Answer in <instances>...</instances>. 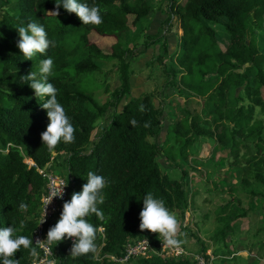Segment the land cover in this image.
<instances>
[{
	"label": "trees",
	"instance_id": "trees-1",
	"mask_svg": "<svg viewBox=\"0 0 264 264\" xmlns=\"http://www.w3.org/2000/svg\"><path fill=\"white\" fill-rule=\"evenodd\" d=\"M79 2L99 6L103 23L84 25L63 7L58 17L52 16L49 12L55 10V0H0V227L14 224L17 235L34 237L46 192L40 170L53 173L55 166L60 169L64 164L67 175H59L69 181L73 192L82 190L88 171L104 176L108 184L102 190L104 203L98 206L105 220L94 214L88 217L102 229L95 241L97 252L74 258L72 239L65 238L51 244L58 264H115L111 257H124L129 244L144 239L159 251L162 237L139 228L142 199L151 192L163 199L172 213L189 208L187 170L182 169L180 181L173 180L163 174L159 160L188 166L192 147L201 139L217 142L227 151L230 170L241 173L239 186L263 206L264 119L258 118V110L264 117V53L258 35L264 32V0H171L168 23L173 26L176 18L182 35L175 69L170 72L177 71L168 73L173 77L169 85L184 99L202 100L206 115L183 109V117L170 124L163 143L164 105L157 106L153 95L128 101L118 110L119 103L131 93V64L138 56L120 38L150 17L153 9L149 0ZM32 21L44 25L55 46L46 55L26 60L17 47L16 27ZM222 21L229 38L225 50L207 25ZM103 42H112L109 50L101 47ZM164 49L166 55L168 47ZM48 56L54 60L49 82L59 90L57 99L76 129L73 143L61 141L52 152L41 140L49 123L47 110L41 107L46 98H37L29 84L21 80L38 71L39 61ZM102 62L116 64L120 74L121 88L115 92L114 104H99L94 91L100 86L88 87L101 72L97 64ZM111 107L115 111L110 123L101 126L102 132L92 142L98 120H104ZM132 119L137 121L136 126L131 125ZM146 122L150 126L145 127ZM257 185L260 192L251 189ZM21 202L29 205L26 211L19 209ZM251 211L243 208L239 198L217 208V237L227 242L233 224L246 219ZM60 214L47 225L46 238ZM20 221H24L23 228ZM200 253L205 256V251ZM38 255L32 257L21 247L14 258L20 264H33ZM195 257L166 258L147 253L128 264H199Z\"/></svg>",
	"mask_w": 264,
	"mask_h": 264
},
{
	"label": "rangeland",
	"instance_id": "rangeland-1",
	"mask_svg": "<svg viewBox=\"0 0 264 264\" xmlns=\"http://www.w3.org/2000/svg\"><path fill=\"white\" fill-rule=\"evenodd\" d=\"M170 2L171 0H149L148 3L153 9L150 17L135 30L120 38V42L126 48L135 50L138 56L131 64L133 72L131 93L119 103L118 110H122L128 101L142 98L147 94L153 95L157 106L164 105L161 143L167 137L170 124L173 121L178 122L183 117V109L193 115H206L202 100L184 99L175 88L169 85V80L173 77H169L168 73L177 71L170 72L175 69L173 66L176 64L178 44L182 35L176 18L173 19V26H169ZM207 25L216 32L218 42L225 50L229 38L224 30V21L217 25L211 23ZM258 42L261 52L264 53V32L258 35ZM111 45L112 42H103L101 47L109 50ZM166 46L168 52L164 55ZM97 65L101 72L93 77L88 87L100 86L94 91V97L99 104H114L117 100L115 92L121 88L120 74L115 68L116 64L102 62ZM114 111L115 108L111 107L105 119L98 120V128L92 136V142L96 141L102 132L101 126L105 127L110 123ZM258 118L264 119L260 110H258ZM190 153L188 166H183L180 162H168L163 158L159 160L163 174L173 180L180 181L183 168L188 173L190 206L183 213H173L178 220L177 238L185 241L180 248L184 249L189 257L195 255L199 264H264V205H260L239 186L241 173L238 170H230L229 154L217 142L207 139L197 140ZM55 168L59 174L62 172L63 176L67 175L66 165L61 164L60 169L57 166ZM53 173L59 175L55 171ZM251 189L261 191L260 185ZM232 198H239L243 208H252L253 211L246 219L233 224L234 231L229 234L225 242L216 235L220 225L217 223L215 210L226 205ZM201 251H205V258L201 255ZM230 252L236 255L230 256ZM141 256L132 257L125 264Z\"/></svg>",
	"mask_w": 264,
	"mask_h": 264
},
{
	"label": "clouds",
	"instance_id": "clouds-1",
	"mask_svg": "<svg viewBox=\"0 0 264 264\" xmlns=\"http://www.w3.org/2000/svg\"><path fill=\"white\" fill-rule=\"evenodd\" d=\"M63 7L68 13H75L82 21V24L100 25L103 23L101 9L93 4L79 0H55V10L49 14L55 17L60 15V8ZM19 35L17 47L26 60H33L37 54L46 55L50 47H54V41L48 39L47 31L44 25L35 21L27 23L26 26L16 27ZM2 35V34H0ZM54 69V60L51 56L41 59L38 64V71H31L27 76L21 77L22 81L29 84L34 90L37 98L45 97L46 100L41 107L47 110L48 125L41 133L43 145L52 152L57 145L64 143H73L75 141V127L71 123L70 117L66 114L65 108L58 101V89L49 82V77ZM143 110V108H141ZM132 126L137 125V121H130ZM150 126L147 122L145 127ZM86 183L82 185L80 192H74L71 199L63 203L62 211L57 223L50 227L47 232L46 240H39L33 243V237L17 235V228L12 224L10 227H0V260L2 264H20L18 259L14 258L17 251L23 247L29 251L32 257H36L37 247L43 243L56 244L65 238H75L71 247V256L79 257L89 253L97 252L95 243L97 234L102 229L95 226L88 217L95 215L99 220H105L103 211L98 207L104 203L103 189L108 184L104 176L98 175L93 171H88ZM63 187L59 195L53 197H63ZM51 197L45 207L51 203ZM143 208L139 213V228L141 231L149 230L152 233H158L162 237L163 247L179 248L184 240L177 238L178 220L176 216L166 207L163 199L157 198L153 193L148 192L143 197ZM29 205L21 202L19 209L26 211ZM44 215V218H45ZM43 221L40 223L42 224ZM24 221H20V227L23 228ZM183 235V234H181Z\"/></svg>",
	"mask_w": 264,
	"mask_h": 264
},
{
	"label": "built area",
	"instance_id": "built-area-1",
	"mask_svg": "<svg viewBox=\"0 0 264 264\" xmlns=\"http://www.w3.org/2000/svg\"><path fill=\"white\" fill-rule=\"evenodd\" d=\"M40 174L46 181V192L42 198V207H41V215L39 219L38 228L33 237V243L39 240H46V227L47 225L53 221L57 214L61 213L63 203L67 200L71 199V195L74 193L73 188H71V184L69 181L60 175H56L54 173L48 172L45 170H40ZM64 188L63 197H53L54 195H59L63 187ZM53 197L51 203L46 208V215L44 213L46 204L48 200ZM45 215V218H44ZM44 219V222L40 224ZM75 238H72L71 242L73 243ZM162 240V238H161ZM40 253L38 257L34 260L33 264H58V258L56 257L52 246L47 243H43L41 245H35ZM126 255L123 258L117 259L112 258L113 261L119 264L127 263L132 257H137L141 255H145L147 253L157 254L158 256L166 257V258H179L187 256L186 252L182 248H169L163 247V243L161 241L160 250L155 251L151 245V242L148 239L140 240L136 244L129 245L126 250ZM199 260V258H198Z\"/></svg>",
	"mask_w": 264,
	"mask_h": 264
},
{
	"label": "crops",
	"instance_id": "crops-1",
	"mask_svg": "<svg viewBox=\"0 0 264 264\" xmlns=\"http://www.w3.org/2000/svg\"><path fill=\"white\" fill-rule=\"evenodd\" d=\"M56 169V168H55ZM55 172H57L58 173V171H57V169H56V171ZM59 174V173H58Z\"/></svg>",
	"mask_w": 264,
	"mask_h": 264
}]
</instances>
